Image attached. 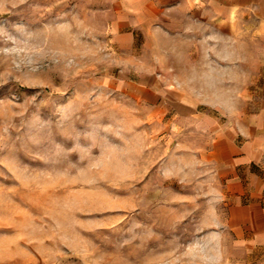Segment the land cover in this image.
<instances>
[{
  "label": "rangeland",
  "instance_id": "1",
  "mask_svg": "<svg viewBox=\"0 0 264 264\" xmlns=\"http://www.w3.org/2000/svg\"><path fill=\"white\" fill-rule=\"evenodd\" d=\"M144 3L0 0V264H259L204 151L264 98V40Z\"/></svg>",
  "mask_w": 264,
  "mask_h": 264
},
{
  "label": "crops",
  "instance_id": "2",
  "mask_svg": "<svg viewBox=\"0 0 264 264\" xmlns=\"http://www.w3.org/2000/svg\"><path fill=\"white\" fill-rule=\"evenodd\" d=\"M144 2L143 14H155V24L162 31L193 30L194 23L201 29L230 25L236 31L245 28L254 40H264V0ZM260 94L264 96V87ZM191 107V116H195L197 108ZM248 111L236 115L228 125L213 128L204 160L225 177L227 198L234 200L237 208L235 222L242 226L241 230L236 228V234L250 240L249 246L261 255L259 264H264V98Z\"/></svg>",
  "mask_w": 264,
  "mask_h": 264
}]
</instances>
